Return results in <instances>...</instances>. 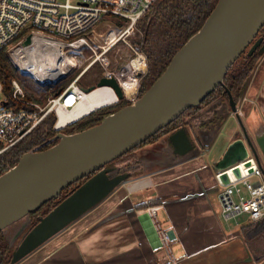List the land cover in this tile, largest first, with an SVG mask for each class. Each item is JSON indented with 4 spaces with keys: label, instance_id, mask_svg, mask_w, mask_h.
Listing matches in <instances>:
<instances>
[{
    "label": "water",
    "instance_id": "95a60500",
    "mask_svg": "<svg viewBox=\"0 0 264 264\" xmlns=\"http://www.w3.org/2000/svg\"><path fill=\"white\" fill-rule=\"evenodd\" d=\"M263 28L264 0H219L201 29L177 51L162 76L136 102L106 116L94 127L57 135L55 145L44 151L34 149L25 153L16 166L1 175L0 232L36 213L48 202L58 199L64 190L89 177L46 216L40 217L35 226L27 228L26 222L18 229L10 245L13 247L20 236L22 240L12 253L11 264L23 261L134 179L130 174L120 173L119 168L108 166L146 143L188 110L200 106L217 88L224 87L229 70L246 50L250 48L247 55L252 56L263 44L261 37L255 41ZM30 43L31 39H28L27 44ZM260 53L264 54V44ZM251 79L252 74L240 93V104L246 102L244 98ZM104 87L112 88L117 97L124 100L123 90L116 79L102 77L97 88ZM81 89L89 94L96 87ZM60 94L61 91L57 93ZM227 94L231 112L225 120L234 119L237 130L232 129L226 152L212 163L213 185L210 188L200 185V191L176 199L161 198L163 206L219 194L222 188L216 175L250 156L257 160L264 175V129H249L239 114L234 96L229 90ZM239 132L241 137L237 138ZM217 133L210 144H205L206 148L214 143ZM158 147L159 153H149L163 157L171 149L178 156V162L190 161L201 155V148L194 147L185 128L159 141ZM233 174L238 178L241 172L236 169ZM220 180L228 184L229 176L224 174ZM156 208L159 211L162 207ZM132 212L149 217L147 226L154 228L147 209L136 211L134 208ZM126 214L128 212L109 215L90 232ZM26 229L28 231L24 232ZM167 234L172 239V233L167 231ZM156 235L161 243L157 232ZM161 248L164 249L162 244ZM247 260L255 262L248 247Z\"/></svg>",
    "mask_w": 264,
    "mask_h": 264
},
{
    "label": "built area",
    "instance_id": "2783aa9c",
    "mask_svg": "<svg viewBox=\"0 0 264 264\" xmlns=\"http://www.w3.org/2000/svg\"><path fill=\"white\" fill-rule=\"evenodd\" d=\"M157 2L158 0H0V47L7 48L11 63L20 76L31 77L47 93L52 90V86L60 85L67 78L70 79L75 71L81 70L70 85L60 95L50 98L44 107L29 100L16 79L11 80L7 89L5 80L0 76V169L5 167L6 156L28 139L50 114L55 113L57 116L54 125L56 131L72 124L58 126V109L62 104H67L70 96L75 98L66 109H73V105L80 101V92L83 91L78 82L94 65L100 64L104 68L103 77L116 79L123 90L124 100L134 103L139 99L147 61L135 48L133 37L141 38L139 22L151 12ZM28 39H31L30 44H27ZM45 41L53 42L57 47L54 50L68 59V66L60 62L64 73L59 76L55 77L54 73L58 69L49 62L56 52L45 48L41 43ZM121 45L134 51L136 56L117 71L112 69L113 62L109 55L116 49L119 51ZM140 58L143 61L142 69H133V61ZM42 67H45V71ZM124 79H133L135 83L129 93L122 83ZM98 89L102 88L96 87ZM109 89L115 94L112 88ZM115 96V103L103 107L118 104L121 100L116 94ZM239 113L242 114L241 111ZM236 169L241 172L238 178L233 174ZM224 174L229 176L228 184H223L220 180ZM216 178L222 188L218 200L221 216L226 222L235 220L240 225L238 218L243 215L248 216L249 222L264 219V175L254 156L217 174ZM147 211L171 263L177 264L172 254V239L156 219V206H149Z\"/></svg>",
    "mask_w": 264,
    "mask_h": 264
},
{
    "label": "crops",
    "instance_id": "0c3cea01",
    "mask_svg": "<svg viewBox=\"0 0 264 264\" xmlns=\"http://www.w3.org/2000/svg\"><path fill=\"white\" fill-rule=\"evenodd\" d=\"M246 98L244 124L249 129H264V74L257 85L250 83ZM141 157L144 174L114 192L115 203L109 212L84 225L83 219L79 220L82 228L77 232L69 229L72 234L65 243L47 247L42 254L36 251L18 264H172L154 228L147 226L149 217L132 212L149 206L162 207L157 213L161 215L159 224L172 233V254L179 264H257L247 260L243 223L235 228L224 226L218 194L169 206L159 200L200 191V185L210 188L215 175L212 163L220 157L213 161L200 155L186 162L167 154L156 157L145 152ZM143 203L145 207L140 206ZM117 212L128 214L90 232L99 221Z\"/></svg>",
    "mask_w": 264,
    "mask_h": 264
},
{
    "label": "trees",
    "instance_id": "16d2710c",
    "mask_svg": "<svg viewBox=\"0 0 264 264\" xmlns=\"http://www.w3.org/2000/svg\"><path fill=\"white\" fill-rule=\"evenodd\" d=\"M218 1L219 0H158L151 12L141 19L138 25L141 38L133 41L137 51L143 54L147 61V73L142 76L139 98L162 76L177 51L201 29L216 7ZM120 48L123 50V53L127 54L124 59L119 62V65H112V67H117L119 69L123 68L136 56L135 52L128 47L121 45ZM260 58V56L247 58V62H244L240 66L235 65L236 67L230 70L224 82L233 94H237L241 90ZM92 68H90V70ZM18 75L17 70L12 65L8 56L7 48L0 47V76L5 80L7 89L11 80L16 79ZM72 80H65L62 84L58 85L56 94L59 91L63 92L70 85ZM81 88L84 87L81 86ZM212 96L213 95H209L207 98ZM27 98L29 100L32 99L29 94H27ZM41 101L42 100H40V102ZM130 104L128 100H123L116 105L100 108L72 123L63 130L67 134L84 131L98 125L106 116ZM56 121V114H50L28 139L14 148L6 156L5 167L0 169V176L10 168L16 166L25 153L34 149H37V151H44L55 145L57 141L49 145H44V143L59 133V131L54 129ZM168 128L169 126L162 130L160 134L164 133ZM160 134L158 133L146 143L155 141ZM88 178L89 177L67 188L58 199L48 202L39 211L31 214L29 216L32 220L31 227L35 226L39 222L40 217L46 216L55 206L66 199L74 188L83 184ZM143 206L145 207L146 205ZM241 230L254 260L257 264L264 263V219L257 222L246 221L243 223ZM13 251L14 248L10 245V240L5 231L0 232V264H11Z\"/></svg>",
    "mask_w": 264,
    "mask_h": 264
},
{
    "label": "flooded vegetation",
    "instance_id": "af4514ba",
    "mask_svg": "<svg viewBox=\"0 0 264 264\" xmlns=\"http://www.w3.org/2000/svg\"><path fill=\"white\" fill-rule=\"evenodd\" d=\"M260 37L264 39V29L261 30V32L255 39V41L259 39ZM263 44H264V41H263ZM262 45L257 49L256 52L253 53L252 56L247 55L250 49L248 48L246 52L240 57V59L235 63L236 66H240L244 62H247L246 61L247 58H253L255 56H260L262 58L264 55V54L261 55L260 53ZM232 68H234V66ZM251 74H253V72H251ZM242 89L243 87L237 94H233L231 90L226 86V84L224 87L220 86L219 88L215 90L214 93L211 94L213 95L212 97L206 98L201 103L200 106L190 109L187 112H185L178 120H176L173 124H171V126H169V128L166 129L164 133H161V134L159 133L160 135L155 141L142 144L138 148L134 149L133 151L127 153L123 157L112 162L108 167L109 168H119L120 173L122 172V173L130 174L131 177L133 178L141 176L145 172V166L143 165V162L141 160L142 159L141 155L145 152L148 154H151L149 153L150 151L159 153L158 142L166 138L167 136H169L171 133L181 128H185L187 130V132L189 133L191 137V141L194 147L195 148L200 147L201 155H202L208 149L205 147V144H209L210 142L213 141L211 138L213 137L215 133H217V131H219L217 134L221 132V130L223 129V127L225 126L227 122L225 118L226 116H228V113L230 114L231 112L227 90H229L231 94L234 96L235 101L237 103L238 111L239 112L241 111L242 113V114L240 113L239 114L240 116L243 117L244 113L242 109L244 108L245 102H242L240 104V98H239ZM246 95H247V92H246ZM246 95H245V98H246ZM59 134H67V133L64 130H61L59 131L57 135ZM55 137H53L52 139L44 143V145L52 144L54 141L58 142V140L55 139ZM167 155H169L173 159H178V156L176 154L174 155L171 149H169V152H167ZM153 156L155 155L153 154ZM31 224L32 223L27 225L28 228L31 227Z\"/></svg>",
    "mask_w": 264,
    "mask_h": 264
},
{
    "label": "rangeland",
    "instance_id": "374dc122",
    "mask_svg": "<svg viewBox=\"0 0 264 264\" xmlns=\"http://www.w3.org/2000/svg\"><path fill=\"white\" fill-rule=\"evenodd\" d=\"M62 2H64V0H62ZM111 20H113V19H111ZM48 34L49 35H54L53 33H48ZM133 38L135 40H138L140 37L139 36H134ZM122 51L123 50L120 48L119 51H118V49H116L115 51L110 53L109 57H110L111 61L113 62V64L119 65V62H121L124 59V57L126 56L127 53H123ZM235 65H234V67H236ZM112 69L113 70H117V71L119 70V68H117V67H112ZM80 71L81 70L75 71L73 73V75L70 77V79L67 78L66 80H72L73 78H75L77 76L78 73H80ZM103 72H104V68L100 64L96 65L94 68H92L90 71H88L81 78V80L78 82V86L80 88H81V86H83L84 89H89V88H92V87H98V84H99L101 78L103 77ZM146 73H147V69H146V72L144 74H146ZM263 74H264V55H263L262 58H260V60L258 61V63L255 66V69L253 70L251 82L253 81L257 85V83L260 82ZM16 80L19 82V84L21 85L23 90L27 94H29L30 97H32L31 101L34 102V103L39 104L42 107H44L48 103V100L50 98L56 97V90L58 89V85L57 86H52V90L50 92L46 93V92L42 91L40 86H38L37 84L34 83V81H33V79L31 77H24V76H19L18 75L16 77ZM141 83H142V81H141ZM40 100H42V101L40 102ZM232 129L237 130V125H236L234 119H230V120H228L226 122L225 126L223 127V129L221 130L219 135L217 136V138L214 141V143L211 145V147L209 149H207L203 153V155L207 159L214 160V159L220 157L221 155H223L226 152V150L228 148V145H229L228 142L230 141L229 139H230V137L233 134L232 132L234 131V130L232 131ZM240 137H241V133L239 132L237 134V138H240ZM113 194L111 196H109L100 205H98L95 209H93L91 212H89L87 215H85L83 218H81V219H83V220H81L82 221L81 223H83L82 225L87 224V223H91V222L97 220L99 217H101L104 214H106L107 212H109L113 208L114 203H115V201L113 199V197H114ZM247 220H248V216L247 215H243V216L238 218V221L240 223H244ZM157 221L159 223L161 222V215L160 214L157 216ZM26 222L28 224L32 223V220L30 219V217H27V218L23 219L19 223L15 224L12 227H10L7 230H5V233H6L7 237H8V239L10 240V238L13 235H15V233L18 231V229ZM223 224H224V226L227 229L228 228H232V227L233 228L238 227V225L236 224L235 220H232L230 222H226L223 219ZM79 225H80V223H79V221H77L76 223H74L73 225H71L70 227L65 229L59 235L55 236L49 242H47L45 245H43L41 248H39L37 250L36 254H38V253L42 254L43 252H46L47 247L48 248H53L54 246H57V245L65 243V241L68 239L69 235L72 234L71 232L68 233L69 229H72L71 230L72 232H75V231L77 232L78 228H80ZM27 228H28V226H27ZM27 231H28V229H26L24 232H27ZM21 240H22V236H20L16 240L15 245L13 246L14 249L19 245Z\"/></svg>",
    "mask_w": 264,
    "mask_h": 264
},
{
    "label": "bare ground",
    "instance_id": "6f19581e",
    "mask_svg": "<svg viewBox=\"0 0 264 264\" xmlns=\"http://www.w3.org/2000/svg\"><path fill=\"white\" fill-rule=\"evenodd\" d=\"M41 43L44 45L45 48L52 49L51 51H55L57 49L56 45L53 44V42L45 41ZM49 62L51 64H54L56 66V69H58V72L54 73L55 77L64 73V69L60 68L61 64H65L66 66L69 65V62H68V59H66V56L58 52L55 53V56L49 59ZM142 64H143V61L141 58L136 59L133 61L132 67L133 69H142L141 68L143 67ZM42 68H43V71H45V67H42ZM39 72L41 75H43L41 71ZM122 83L124 85L125 90L128 93L133 90V86L135 85V83L133 82V79H130V80L124 79ZM74 98L75 97L70 96L67 100V104H62V106L58 109V115H59L58 126L59 127L76 122L79 119L91 114L92 111L100 107L116 102V96L113 93V91L109 88H102V89L96 90L95 92L91 94H84L83 92H80V101L76 105H73L74 106L73 109H66V106H69L72 104V101ZM140 183H143V182H140ZM144 183H148V182L145 181Z\"/></svg>",
    "mask_w": 264,
    "mask_h": 264
}]
</instances>
